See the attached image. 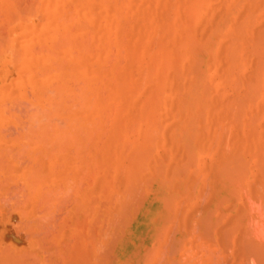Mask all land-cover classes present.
<instances>
[{
    "label": "rangeland",
    "instance_id": "obj_1",
    "mask_svg": "<svg viewBox=\"0 0 264 264\" xmlns=\"http://www.w3.org/2000/svg\"><path fill=\"white\" fill-rule=\"evenodd\" d=\"M0 38V264H264V0H0Z\"/></svg>",
    "mask_w": 264,
    "mask_h": 264
},
{
    "label": "bare ground",
    "instance_id": "obj_2",
    "mask_svg": "<svg viewBox=\"0 0 264 264\" xmlns=\"http://www.w3.org/2000/svg\"><path fill=\"white\" fill-rule=\"evenodd\" d=\"M52 1H53V0H52ZM24 35H25V34H24ZM64 37H65V36H64ZM1 38H2V37H1ZM1 38H0V40H1ZM5 40H6V39H5ZM8 41H9V40H8ZM2 42H3V41L1 40V44H2ZM3 46H4V45H3ZM5 46H6V45H5ZM26 46H27V45H26ZM10 47H11V46H10ZM0 48H1V47H0ZM1 49H2V48H1ZM5 49H6V47H5ZM11 49H13V48H11ZM9 50H10V49H9ZM5 52H6V51H5ZM19 52H20V51H19ZM23 52H24V51H23ZM23 52H22V53H23ZM0 53H1V52H0ZM15 53H16V52H15ZM20 53H21V52H20ZM17 55H18V54H17ZM17 57H18V56H17ZM20 57H22V56H20ZM19 59H20V58H19ZM66 85H67V84H66ZM61 88H62V87H61ZM66 91H67V90H66ZM59 95H60V94H59ZM59 95H58V96H59ZM64 95H65V94H64ZM82 97H84L83 94H82ZM60 98H61V97H60ZM63 98H65V97H63ZM60 101H61V100H60ZM56 102H57V101H56ZM58 102H59V101H58ZM81 102H82V101H81ZM17 106H18V105H17ZM59 106H60V105H59ZM20 107H21V106H20ZM60 107H61V106H60ZM21 108H22V107H21ZM35 111H37V110H35ZM59 112H61V111H59ZM37 113H38V112H37ZM40 113H41V112H40ZM44 113H45V111H44ZM44 113H43V114H44ZM46 113H47V112H46ZM46 113H45V114H46ZM57 113H58V112H57ZM33 114H34V113H33ZM43 114H41V115H43ZM51 116H52V115H51ZM54 116H55V115H54ZM56 116H57V115H56ZM56 116H55V118H56ZM52 117H53V116H52ZM57 117H58V116H57ZM36 118H37V117H36ZM38 118H40V117H38ZM38 118H37V119H38ZM53 118H54V117H53ZM50 119H51V118H50ZM30 120H31V119H30ZM48 120H49V119H48ZM36 121H37V120H36ZM38 121H39V120H38ZM38 123H39V122H38ZM49 123H50V122H49ZM55 123H56V122H55ZM35 125H36V124H35ZM50 125H51V124H50ZM43 126H44V125H43ZM57 126H58V125H57ZM49 129H50V128H49ZM14 130H15V129H14ZM23 130H24V129H23ZM27 130H28V129H27ZM61 130H62V129H61ZM77 130H78V129H77ZM15 131H16V130H15ZM25 131H26V130H25ZM43 131L46 132V130H43ZM43 131H42V132H43ZM34 133L36 134V132H34ZM31 134H32V133H31ZM44 134H45V133H43V135H44ZM50 134H51V132H50ZM63 134H64V133H63ZM26 135H27V134H26ZM33 136H35V135H33ZM50 136H51V135H50ZM56 136H58V135H56ZM26 137H28V136H26ZM29 137H30V136H29ZM38 137H39V135H38ZM21 138H22V137H21ZM31 139H32V138H31ZM41 139H42V138H41ZM55 139H56V138H55ZM58 140H59V139H58ZM70 140H71V139H70ZM55 141H56V140H55ZM26 142H27V141H26ZM28 142H29V140H28ZM57 142H58V141H57ZM46 143H47V142H46ZM52 143H53V142H52ZM53 146H54V145H53ZM34 178H35V177H34ZM68 186H69V185H68ZM65 188H66V187H65ZM44 196H45V195H44ZM49 196H50V195H49ZM49 198H50V197H49ZM44 202H45V201H44ZM4 255H5V254H4ZM2 256H3V255H2ZM0 258H1V256H0ZM10 258H12V257H10ZM10 258H7L8 260H7L6 258H4V259H6L5 261H4L3 259H2V260L5 262V264H15V260H12V259H10ZM17 259H18V258H17ZM4 262H3V263H4ZM22 262H23V261H22ZM16 263H17V262H16ZM22 264H23V263H22Z\"/></svg>",
    "mask_w": 264,
    "mask_h": 264
}]
</instances>
